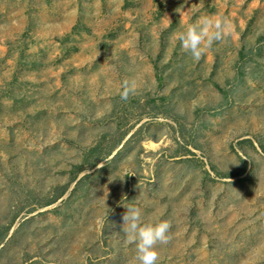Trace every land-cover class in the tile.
I'll list each match as a JSON object with an SVG mask.
<instances>
[{
    "label": "rangeland",
    "instance_id": "374dc122",
    "mask_svg": "<svg viewBox=\"0 0 264 264\" xmlns=\"http://www.w3.org/2000/svg\"><path fill=\"white\" fill-rule=\"evenodd\" d=\"M129 206L157 264H264V0H0V264H137Z\"/></svg>",
    "mask_w": 264,
    "mask_h": 264
},
{
    "label": "clouds",
    "instance_id": "9594fccd",
    "mask_svg": "<svg viewBox=\"0 0 264 264\" xmlns=\"http://www.w3.org/2000/svg\"><path fill=\"white\" fill-rule=\"evenodd\" d=\"M232 23L226 17H201L190 23L183 31L174 34L182 50L189 53L195 61H199L203 53L218 41L223 40L232 31ZM134 89L125 86L121 94L127 99ZM122 216V230L126 243L135 245L137 264H157L159 251L157 246L169 243L171 223L167 220L145 222L141 209L134 206L125 207Z\"/></svg>",
    "mask_w": 264,
    "mask_h": 264
}]
</instances>
